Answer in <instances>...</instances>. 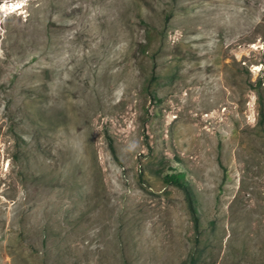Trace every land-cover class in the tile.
<instances>
[{"label":"rangeland","instance_id":"374dc122","mask_svg":"<svg viewBox=\"0 0 264 264\" xmlns=\"http://www.w3.org/2000/svg\"><path fill=\"white\" fill-rule=\"evenodd\" d=\"M0 264H264V0H0Z\"/></svg>","mask_w":264,"mask_h":264},{"label":"trees","instance_id":"16d2710c","mask_svg":"<svg viewBox=\"0 0 264 264\" xmlns=\"http://www.w3.org/2000/svg\"><path fill=\"white\" fill-rule=\"evenodd\" d=\"M168 178V181H176L177 183H184V173L183 172H179V171H175L172 174H169L166 176Z\"/></svg>","mask_w":264,"mask_h":264},{"label":"bare ground","instance_id":"6f19581e","mask_svg":"<svg viewBox=\"0 0 264 264\" xmlns=\"http://www.w3.org/2000/svg\"><path fill=\"white\" fill-rule=\"evenodd\" d=\"M20 6H21L20 3L16 2V8H17V7H20ZM4 7L7 8V5L4 4L3 8H4ZM9 7H10V6H9ZM254 47H256V45H254ZM200 100H201V99H200ZM197 101H198V100H197ZM203 101H204V100H203ZM203 101H202V102H203ZM192 102H193V101H192ZM192 102H191V104H192ZM202 102H201V103L199 102V103L202 104ZM195 103H196V102H195ZM195 103H194V104H195ZM197 104H198V102H197ZM197 104H196V106H197ZM200 106H202V105H200ZM194 110H195V108H194ZM206 115H210V113H206ZM190 116H191V115H190ZM189 119H190V118H189ZM190 120H191V119H190ZM192 121H193V120H192ZM190 132H191V131H190Z\"/></svg>","mask_w":264,"mask_h":264}]
</instances>
